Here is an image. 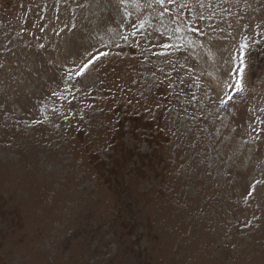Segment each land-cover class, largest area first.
Segmentation results:
<instances>
[{
  "label": "rangeland",
  "instance_id": "374dc122",
  "mask_svg": "<svg viewBox=\"0 0 264 264\" xmlns=\"http://www.w3.org/2000/svg\"><path fill=\"white\" fill-rule=\"evenodd\" d=\"M0 264H264V0H0Z\"/></svg>",
  "mask_w": 264,
  "mask_h": 264
}]
</instances>
